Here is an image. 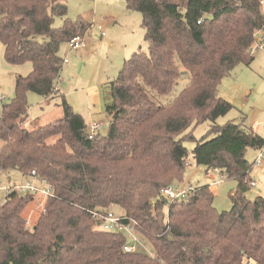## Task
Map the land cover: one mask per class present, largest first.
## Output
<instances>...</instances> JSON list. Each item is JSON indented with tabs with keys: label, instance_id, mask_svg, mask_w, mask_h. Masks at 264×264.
I'll list each match as a JSON object with an SVG mask.
<instances>
[{
	"label": "trees",
	"instance_id": "trees-1",
	"mask_svg": "<svg viewBox=\"0 0 264 264\" xmlns=\"http://www.w3.org/2000/svg\"><path fill=\"white\" fill-rule=\"evenodd\" d=\"M125 1L141 13L147 49L132 52L107 83V131L88 138L82 115L64 98L62 117L33 129L24 121L28 92L62 95L60 46L84 37L90 23L67 18L63 0H0L3 58L31 64L0 107V170L26 179L34 171L52 192L30 228L22 211L35 196L4 194L0 264H264V197L246 195L253 181L245 158L264 138L244 119L216 122L233 107L218 95L221 80L250 64L254 34L264 30L262 0ZM181 77L187 82L175 94ZM204 121L209 128L191 156L205 172L236 181L228 210L213 205L210 184L190 185L174 199L162 191L182 180L183 142ZM115 206L153 254L125 251L126 234L97 227L90 210Z\"/></svg>",
	"mask_w": 264,
	"mask_h": 264
},
{
	"label": "rangeland",
	"instance_id": "rangeland-1",
	"mask_svg": "<svg viewBox=\"0 0 264 264\" xmlns=\"http://www.w3.org/2000/svg\"><path fill=\"white\" fill-rule=\"evenodd\" d=\"M63 2L67 5V18L73 21L83 18L91 24L83 37L85 46L70 50L65 43L61 44L59 54L63 60L66 59L62 63L61 83L58 85L62 95L47 99L37 93L28 92L29 107L24 126L33 129L62 117L61 103L64 98L74 111L98 116L97 119L102 121L100 133L105 134L109 120L105 113L107 83L116 77L123 60L130 56L131 51L147 49L144 30L141 27L142 16L139 11L128 10L125 0H63ZM262 10L264 11V4ZM62 21V18L56 17L53 26L59 27ZM97 25L102 26L104 35L97 31ZM90 40H93L91 46ZM83 48L88 49L87 53L78 51ZM2 49L0 44V107L13 97L15 77L26 75L31 70L29 62L8 64L3 58ZM252 55L254 58L249 65L235 66L231 75L223 80L224 85L219 89L218 95L229 101L233 107L216 122L224 124L229 120L244 119L246 125L251 126L264 138V52L258 50ZM186 82L187 79L181 77L173 93H178ZM209 125V121L197 124L192 130L193 140H184V146L188 150L187 164L182 180L172 186L175 189H186L190 185L210 184L214 187L213 205L219 211L228 210L232 205L228 194L235 187L236 181L221 177L217 170L205 172V167L196 164L191 156L195 141L206 134ZM258 153L259 150L253 148H247L245 151V158L252 164L250 177L254 185L246 193L251 199L256 196L264 197V162L260 165L253 163ZM212 177L218 183L212 184ZM26 180L18 171L0 170L1 185L22 183ZM4 194L5 190L0 189V204L3 202ZM36 205L37 202L30 201L22 211L29 228L38 209L41 210L40 206L38 209L35 208ZM110 211L115 216H120L123 212L118 206L111 207ZM133 235L137 240L135 241L137 250L153 254L152 247L146 239L136 231Z\"/></svg>",
	"mask_w": 264,
	"mask_h": 264
},
{
	"label": "built area",
	"instance_id": "built-area-1",
	"mask_svg": "<svg viewBox=\"0 0 264 264\" xmlns=\"http://www.w3.org/2000/svg\"><path fill=\"white\" fill-rule=\"evenodd\" d=\"M263 2V0H262ZM101 34H104L102 26H98ZM255 39L250 47V54L255 53L258 50L264 49V30H258L254 34ZM67 47L70 50L78 49L80 47L85 46V41L81 36H74L70 38L66 42ZM64 59L63 61H65ZM100 124L98 122H91L88 126L87 136L88 138H93L94 134L99 129ZM264 162V146L259 149L258 155L254 159V164L260 165ZM32 178L27 179L25 182L22 183H14L9 185H1L0 189H4L5 193L10 190L19 191L22 193H29L33 196H40L42 199L46 198L47 196L52 195L51 189L46 185H39L38 182L34 179L35 172L32 171ZM218 181H213L212 184H216ZM254 185V182H252ZM213 190L214 187L211 186ZM187 189H175L172 185L165 187L162 191L165 196L169 199H174L178 197H184L187 193ZM41 203V202H40ZM92 216L97 220V227L101 228L105 231H113V232H122L128 236L129 241L123 246L125 251H135L137 248L135 247V241H137L133 235L134 230V223L132 220H127L124 216H115L111 212H107L106 214L90 210Z\"/></svg>",
	"mask_w": 264,
	"mask_h": 264
},
{
	"label": "crops",
	"instance_id": "crops-1",
	"mask_svg": "<svg viewBox=\"0 0 264 264\" xmlns=\"http://www.w3.org/2000/svg\"><path fill=\"white\" fill-rule=\"evenodd\" d=\"M264 4V0H263V2H262V5ZM125 5H126V1H125ZM127 8V7H126ZM262 12L264 13V11L262 10ZM86 21V20H85ZM90 26H91V24H90ZM98 26L99 25H97V27H96V29H97V31H99V33H100V35H102L101 34V32H100V30L98 29ZM101 26V25H100ZM142 27V26H141ZM103 29V28H102ZM104 31V30H103ZM105 33V32H104ZM86 34V33H85ZM85 34H84V36H85ZM104 35V34H103ZM94 40V39H93ZM93 40H90L89 41V44H90V46H91V44L93 43ZM109 44L111 45L112 44V42H109ZM93 45V44H92ZM84 47V46H83ZM87 48H83V49H81V50H78V51H82V53L84 54V53H87V51H88V49L86 50ZM133 50V49H132ZM262 51L264 52V49H262ZM132 52H134V51H131V53ZM131 53H130V55H131ZM253 58H254V55H253ZM125 60V59H124ZM123 60V61H124ZM227 77H225V78H223L222 80H221V82H220V84H219V86H218V91H219V89L224 85V84H222L223 83V80L224 79H226ZM61 83V78H60V81H59V83H58V85ZM58 85H57V88L59 89V87H58ZM226 85V84H225ZM60 90V89H59ZM81 115H82V117H83V119H84V121H85V123L87 124V127L89 126V124L91 123V122H98L99 124H100V126H101V123H102V121L100 120V119H97V117L98 116H95V115H89V114H85V113H81ZM107 118L109 119V117L107 116ZM100 130V129H99ZM23 176V175H22ZM24 178H25V176H24ZM27 178V177H26ZM212 180L214 181V179H213V177H212ZM14 183H16V182H13V183H11V184H14ZM212 190V189H211ZM213 191V190H212ZM214 192V191H213ZM43 199L42 198H40V197H37V196H35L33 199H32V202H37V205L35 206V208H39V206H40V208L42 209V207H43V201H42ZM41 202V203H40ZM39 209H38V211H37V213H36V215H35V217L33 218V222L36 220V218H37V216H38V214H39Z\"/></svg>",
	"mask_w": 264,
	"mask_h": 264
}]
</instances>
